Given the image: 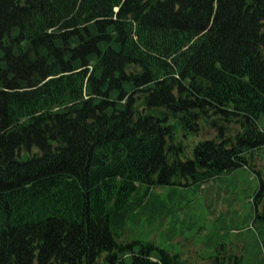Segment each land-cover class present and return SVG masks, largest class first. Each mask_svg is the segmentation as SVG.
<instances>
[{"label": "trees", "instance_id": "obj_1", "mask_svg": "<svg viewBox=\"0 0 264 264\" xmlns=\"http://www.w3.org/2000/svg\"><path fill=\"white\" fill-rule=\"evenodd\" d=\"M262 151L264 0H0V264H194L133 227Z\"/></svg>", "mask_w": 264, "mask_h": 264}, {"label": "rangeland", "instance_id": "obj_2", "mask_svg": "<svg viewBox=\"0 0 264 264\" xmlns=\"http://www.w3.org/2000/svg\"><path fill=\"white\" fill-rule=\"evenodd\" d=\"M261 156L255 157L258 168L264 166L263 151ZM258 188V177L247 168L223 174L201 187H165L160 194L166 201H161L166 214L160 221L138 222L133 237L145 244L153 242L171 255L179 253L194 264H221L215 256L224 257L223 249L233 256L231 264L239 263L236 257L243 259L240 264H264V223L250 226L255 219L253 197Z\"/></svg>", "mask_w": 264, "mask_h": 264}]
</instances>
